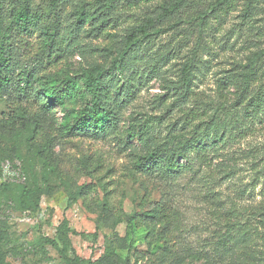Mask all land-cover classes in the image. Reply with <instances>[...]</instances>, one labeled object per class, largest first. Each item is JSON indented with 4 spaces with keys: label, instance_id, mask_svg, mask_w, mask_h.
Instances as JSON below:
<instances>
[{
    "label": "rangeland",
    "instance_id": "obj_1",
    "mask_svg": "<svg viewBox=\"0 0 264 264\" xmlns=\"http://www.w3.org/2000/svg\"><path fill=\"white\" fill-rule=\"evenodd\" d=\"M173 1L114 0L111 6L106 0H61L55 8L51 0H30L31 13L55 24L60 41L50 50L38 31L12 34L8 47L31 74L32 87L25 89L16 70L9 96L0 100V117L18 105L41 113L34 94L43 85L62 91L67 78L76 83L69 108L81 110L87 101L81 68L118 64L104 78L117 124L103 137L63 138L55 129L61 111L49 112L51 195L41 197L35 213L13 204L7 209L8 264H63L53 248L38 246L40 236L55 237L63 219L71 232L65 246L58 244L68 256L96 261L113 245L115 262L128 257V264H169L171 257L162 260L161 248L149 246L139 230L128 248L126 221H98V178L125 219L154 203L170 208L171 243L180 246L174 264H264V0H183L156 18ZM16 4L0 0L5 22ZM80 10L86 19L77 25ZM194 110L199 116L190 120ZM12 144L5 141L7 149ZM178 145L188 152L173 182L136 171L140 158ZM198 146L205 163L197 158ZM15 147L25 154V145ZM26 160L39 180L47 167L29 155ZM7 179L6 170L0 184ZM83 184L95 189L69 203L68 193ZM229 235L234 240L223 250L221 237Z\"/></svg>",
    "mask_w": 264,
    "mask_h": 264
},
{
    "label": "trees",
    "instance_id": "obj_2",
    "mask_svg": "<svg viewBox=\"0 0 264 264\" xmlns=\"http://www.w3.org/2000/svg\"><path fill=\"white\" fill-rule=\"evenodd\" d=\"M58 1L61 0H51V4L56 8ZM106 1L107 5L112 6L114 3V0ZM182 2L183 0H174L172 3L167 4L162 13L156 18L179 9ZM7 17L8 21L5 22L4 16L0 13V100L5 96H9V85L13 83L14 73L18 69H20L19 81L25 89L32 87L31 74H25L19 68V64L8 47V40L13 33L22 34L29 30L38 31L40 35L45 37V45L50 50L58 46L60 41L55 24L43 23L38 15L31 13L30 0H17L16 6H13ZM85 19L84 11L80 10L77 14L76 24H83ZM13 60H15V63H13ZM118 69V64H112L109 67L94 65L81 68L78 80L87 97V101L81 110L72 111L69 108L72 88L76 86V83L74 79L67 78L64 80L62 91H55L43 85L40 87L41 94L39 92L34 94L41 113L30 112L28 108L18 105L6 117H0V177L3 175L6 166L13 173L11 179H7L6 182L0 184V264H8V255L5 249L9 240L7 209L13 204L16 211L35 213L39 210L41 197L51 195L48 179L49 176L54 174L55 170L52 169L47 159L54 147L55 139L52 133L54 131L53 122L50 119L49 112L53 108H58L61 111V121L58 128L55 129L60 131L63 138L77 136L98 138L110 133L116 127L117 119L114 110L108 104L109 86L105 83L104 78ZM188 71H191L190 67ZM219 88H221L219 89L220 98L223 99L222 84ZM239 90L240 93H244L245 88L242 87ZM32 93H34L33 89ZM199 113L195 110L190 111L189 116L192 115L190 120H194V117L199 116ZM206 131L208 132V130ZM212 132L216 134L217 130L213 129ZM208 136L209 134H204L203 137L207 138ZM128 137L132 139L133 135L129 134ZM40 140H44L42 145ZM5 141L13 143V146L7 149ZM21 144L25 145L24 155L21 150L15 147ZM196 148L197 158L205 163L204 148L199 146ZM187 152L186 145L165 146L161 150L155 149L140 158L135 166L136 171L156 177L169 184L181 173L179 159H186ZM26 155L34 159H40L43 162V167H47L39 180L34 178V166L29 164L28 160L25 164L23 163ZM11 159L12 161H10ZM29 177L31 179L30 185L27 184ZM96 185L102 193L98 202V221L112 220L115 224L126 221L129 224L131 235L128 248L134 245L136 233L139 230L144 233L142 239L149 246L161 248L162 260L171 257L169 264H174V254L180 249V246L173 248L175 244L171 243L170 235L175 220L170 208L162 203H154L152 208L141 211L140 214L135 213L132 217L125 219L120 211L115 208L109 197L110 190L106 188L105 183H102L98 178ZM94 189L93 186L87 184L79 186L75 192L68 193L69 203L74 201L76 196L85 197ZM262 197L264 198V193ZM70 232L68 220L63 219L55 229V237L40 236L38 246L40 248L47 246L53 248L63 264H128V257L114 261L115 251L113 245L109 246L102 257L96 261L84 260L74 253H72V256H68L64 249L59 247L58 243L60 242L65 246L68 243L66 239ZM221 239L220 245L223 250L227 247L226 242L234 240L232 235L227 238L221 237ZM117 242H121V240L118 239Z\"/></svg>",
    "mask_w": 264,
    "mask_h": 264
},
{
    "label": "built area",
    "instance_id": "obj_3",
    "mask_svg": "<svg viewBox=\"0 0 264 264\" xmlns=\"http://www.w3.org/2000/svg\"><path fill=\"white\" fill-rule=\"evenodd\" d=\"M7 170V173H9L11 175V177H13V173L9 171L8 166L5 167L4 172Z\"/></svg>",
    "mask_w": 264,
    "mask_h": 264
}]
</instances>
